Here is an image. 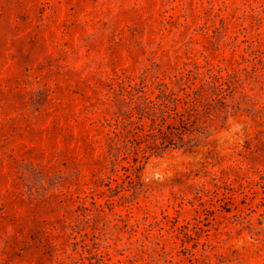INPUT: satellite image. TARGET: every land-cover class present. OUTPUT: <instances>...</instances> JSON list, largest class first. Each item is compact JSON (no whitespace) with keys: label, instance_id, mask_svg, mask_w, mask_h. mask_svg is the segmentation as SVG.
I'll list each match as a JSON object with an SVG mask.
<instances>
[{"label":"rangeland","instance_id":"374dc122","mask_svg":"<svg viewBox=\"0 0 264 264\" xmlns=\"http://www.w3.org/2000/svg\"><path fill=\"white\" fill-rule=\"evenodd\" d=\"M0 264H264V0H0Z\"/></svg>","mask_w":264,"mask_h":264},{"label":"trees","instance_id":"16d2710c","mask_svg":"<svg viewBox=\"0 0 264 264\" xmlns=\"http://www.w3.org/2000/svg\"><path fill=\"white\" fill-rule=\"evenodd\" d=\"M181 81H183V78L177 81L179 87L178 91H176L175 88L164 84L165 89L162 90L164 93L163 96L166 100H168V102H177L182 98H188L190 100H186V104L192 103V107H195L196 103H198L200 101V98L203 96L213 99L216 98L219 101H222V99L226 96V92H233L235 87L234 82L231 79H227L223 75H212L211 79H203V82L199 86L191 87L190 91L186 90L184 83H182ZM225 85H227V88L225 87ZM180 90L184 91L183 97L182 95H180ZM193 109L194 108H192L191 110ZM181 115H184V113H182ZM216 120V118H211V122H213V124L216 122ZM182 121H184L183 118ZM166 138L171 137L167 135ZM180 138L181 140H184V137L182 135H180ZM193 139L194 137L190 135L188 141H192Z\"/></svg>","mask_w":264,"mask_h":264}]
</instances>
